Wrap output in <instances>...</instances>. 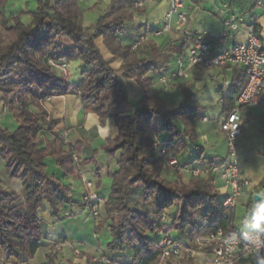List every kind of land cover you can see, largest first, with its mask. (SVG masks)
Segmentation results:
<instances>
[{
	"label": "trees",
	"instance_id": "obj_1",
	"mask_svg": "<svg viewBox=\"0 0 264 264\" xmlns=\"http://www.w3.org/2000/svg\"><path fill=\"white\" fill-rule=\"evenodd\" d=\"M126 1V5L134 3ZM9 2L0 0V96L18 127L11 131L0 125V159L7 175L22 183V194L0 186V248L9 260L28 264L43 247L47 232L41 213L46 204L54 218L71 217L65 210L73 206L72 186L64 178L77 175L73 152L80 147L60 137L57 122L45 108L48 100L68 94L77 95L87 111L99 116L102 125L113 118L119 130L115 139H108L101 147L108 155H119L118 168L110 172V194L103 202L95 229L100 233L107 227L112 237L104 255L122 256L129 251L131 261L124 264H159L162 256L158 243L171 230L188 232L189 244L219 229L226 236L246 235L235 228V209L224 206L226 198L216 189L215 176L192 178L185 183L169 181L162 175L170 153L180 155L188 144L197 143V120L202 117L190 83L182 85L183 100L164 109L161 92L153 88L148 76L166 70L169 62L184 52L182 40L174 41L169 48L148 41L142 52L143 45L133 50L132 45L126 47L120 41L126 23L133 20L131 13L100 16L91 31L83 24L80 0H27L25 6L30 7L12 17L4 11ZM26 15L29 22L23 20ZM101 37L115 58L123 59L120 76L96 45ZM61 38L70 40L75 48L58 44ZM77 59L88 69L84 72L86 79L76 86L58 76L50 65V61ZM128 80L143 90L139 108L132 105L125 83ZM247 81L245 71L234 77L233 90L223 100V112L232 111ZM245 114L243 125L247 123ZM47 133L53 139L46 138V145L41 146L42 136ZM257 188L264 192V179ZM137 189L144 203L155 206L154 219L132 205L131 197ZM250 202L264 224V201L255 205L252 198ZM164 218L169 224L162 223ZM49 259L46 264H55V256ZM191 261L183 260L182 264H194ZM166 264L173 263L168 259Z\"/></svg>",
	"mask_w": 264,
	"mask_h": 264
},
{
	"label": "crops",
	"instance_id": "obj_2",
	"mask_svg": "<svg viewBox=\"0 0 264 264\" xmlns=\"http://www.w3.org/2000/svg\"><path fill=\"white\" fill-rule=\"evenodd\" d=\"M133 1V4L129 3V5H126L128 3L126 0L121 2L118 0H86L81 4L84 17L83 24L91 31H94L95 24L100 16H120L131 13L133 20L126 23L127 30L120 35L122 45L131 46L138 38L161 26L171 9L169 0ZM12 2L13 0H10L9 3ZM139 2H143V6L137 7L136 4ZM183 3L185 6L184 10L188 16L189 27L194 31L207 32V41L214 47L220 45L231 47L245 42L254 31L255 26H258L262 31L264 44V10L257 7L255 0H183ZM33 7L35 6L33 5ZM18 10H24V8L20 7ZM229 19H232L231 24L234 25L233 27L226 24ZM23 20L29 22L30 17L26 15ZM151 41L159 46L169 48L174 41L179 43L181 38L167 34ZM58 44L75 48V45L66 38L59 39ZM96 45L105 60L111 62V66L120 76L123 72L121 69L123 59L115 58L102 37L96 40ZM176 57L177 55L169 62L166 70L148 75L151 78L153 88L161 92L160 96L165 94L167 96L172 92L168 89L163 91L164 87L160 80L167 72L177 69ZM64 62L69 65L71 72V77L68 80L70 84L76 86L86 79L84 72L88 68L81 59L74 61L64 60ZM55 71L59 76L60 70L57 69ZM244 71L245 69L241 66L211 70L195 67L189 71L187 78L177 80L176 84L180 86L177 89L179 92L175 93L177 102L180 103L184 98L181 86L190 83L194 95L193 99L202 110V117L197 120V143L188 144L183 153L175 156L181 164L211 166L213 165L210 164L211 161L225 160L228 151L227 142L225 135L220 130V122L227 114L223 112V100L233 90L234 77ZM226 81L230 82V85L225 86ZM125 83L131 93L132 105L139 108L144 97L143 90L131 80L125 81ZM45 108L50 118L57 122L60 137L67 144L80 147L78 151L80 159L76 169L78 174L64 178V182L72 186L71 198L73 206H69L65 210V214L70 213L71 217L54 218L51 207L48 204L44 206L41 219L44 221L47 240L43 247L38 250L35 257L28 260V264L48 263L50 254H53V246L64 241L73 243L83 254L99 257L98 255L106 252L107 249V246L102 245L101 238H110V234L107 227H104L100 233H96L95 229L98 222L92 217L89 206L81 202L84 189L82 178L95 181L97 193L103 199V202L108 199L112 184L110 172H114L118 168L119 155L115 157L108 155L101 150V147L108 139H115L119 135V130L113 118L107 119L106 123L102 125L99 116L96 113L87 111L75 94L54 97L45 103ZM204 118H207V121ZM244 119L247 123L244 124L243 135L237 145L240 143L241 147L240 149L238 148V151L241 155V167L243 173L250 181V186L243 191L239 198L240 205L235 208L234 226L240 233H244V231L237 224V208L240 211L239 217L243 220L242 224L251 226V232L258 230L259 227L264 228V224L260 223L258 212L252 208L250 202L254 194H260L264 198V192L257 188L264 179V104L253 106L250 112H246ZM0 122L4 128L11 131L18 127L14 115L9 107L5 105L1 96ZM46 138L49 140L53 139L48 133L43 135L41 146L46 145ZM65 148L67 149V147ZM172 155L170 153L171 157ZM200 155L201 159H199ZM167 165V162L163 164L162 175L172 181L176 178V173L169 171V169L167 170V167H170ZM186 176L188 175L184 177L186 178ZM0 186L7 189H15L17 192L22 190V183L7 175L5 164L1 159ZM215 187L223 197H227L228 187L226 183L216 176ZM101 207H103V203ZM151 207L152 212L155 213V206ZM173 211L175 214L176 210ZM163 223L169 224V221L167 220ZM169 233L180 242L189 244L188 237L184 239L185 235H189L188 232L180 233L179 231L171 230ZM177 234L183 235V237H176ZM85 235H89L90 238L85 239ZM52 256L56 258L55 264H67L68 261L73 264H87V257L75 258L68 248L58 253V260L56 254ZM0 258L10 264H24L17 259L9 260L1 248ZM201 264H203L202 261Z\"/></svg>",
	"mask_w": 264,
	"mask_h": 264
},
{
	"label": "built area",
	"instance_id": "obj_3",
	"mask_svg": "<svg viewBox=\"0 0 264 264\" xmlns=\"http://www.w3.org/2000/svg\"><path fill=\"white\" fill-rule=\"evenodd\" d=\"M84 2L86 0H80ZM171 9L167 13L161 26L146 35L138 38L132 44L133 50L138 49L144 43L155 38L162 37L169 33H176L185 43L184 52L176 57L177 69L167 72L160 80L166 88L174 85L177 80L187 78L189 71L195 67L206 70L225 69L231 66H241L245 69L248 81L236 99L231 112L227 113L220 122V130L224 133L227 142V156L221 165L211 166H187L179 162L178 158L172 156L168 164L179 173L192 178L207 177L210 175L221 178L228 187V195L224 200V206L235 209L243 191L250 186L249 179L245 176L241 167V155L238 151L237 142L243 135V112H250L253 106L264 104V44L262 41V31L257 30L249 35L243 43L227 47L220 45L214 47L207 41V32L194 31L189 27L187 13L185 12L183 0H169ZM257 7L264 10V1L255 0ZM143 6V2L136 4ZM232 19L226 24H231ZM54 70L60 69L59 76L69 80L71 72L69 65L64 61H50ZM225 86L230 85L226 81ZM207 121V118H204ZM76 163L78 156L73 154ZM84 190L81 201L89 206L92 217L98 219L103 201L97 193L95 184L84 179ZM162 258H179L186 254L187 257L207 255L211 264H264V230H255L241 236H226L219 229L206 235L198 236L192 244L183 245L173 238L171 234H163L158 243ZM69 248L80 256L82 252L73 243L67 241L56 243L53 247V254H58L63 249ZM102 264H121L112 262L105 255L98 260ZM0 264H10L0 258Z\"/></svg>",
	"mask_w": 264,
	"mask_h": 264
},
{
	"label": "rangeland",
	"instance_id": "obj_4",
	"mask_svg": "<svg viewBox=\"0 0 264 264\" xmlns=\"http://www.w3.org/2000/svg\"><path fill=\"white\" fill-rule=\"evenodd\" d=\"M25 5V0H13V2L12 3H10V4H8L7 5V7H6V9L4 10L5 11V14H6V16H8V17H12V16H16L17 14H18V8H20V7H22V8H24V9H27L28 7H30V5H28V7H27V5L26 6H24ZM169 34H172V35H174V36H179L178 34H176V33H169ZM168 34V35H169ZM167 35V34H166ZM165 36V35H164ZM163 37V36H162ZM158 38H161V37H158ZM158 38H155V39H158ZM179 38H180V36H179ZM146 46L145 45H143L142 47H141V49H140V51H142V52H144V51H146ZM60 70V69H59ZM164 87V86H163ZM179 85H177L176 83L174 84V85H172V86H169L168 88H166V87H164V89H163V91H166V89H168V90H170V91H172L171 93H169L167 96H166V94L164 95V96H161V99L163 100V107H164V109H169V108H172V107H174V106H176L177 104H179L178 102H177V99L175 98V93L176 92H179L177 89H179ZM181 88H182V86H181ZM156 90V89H155ZM183 92V91H182ZM171 96V97H170ZM34 109V108H33ZM35 110V109H34ZM0 125L3 127V125L1 124V122H0ZM224 134V133H223ZM238 142H239V140H238ZM237 142V143H238ZM240 144V143H239ZM237 145L238 146V148L240 149V145ZM73 153H76L77 154V156H78V165H79V153L78 152H73ZM167 166H169V164L167 165ZM169 169V171H171V172H174V173H176V178L174 179V180H178V181H181V182H185V183H188L191 179H192V177H188V176H186V178L184 177L185 175H183V174H181V173H179L177 170H175L173 167H167V170ZM78 174V173H77ZM84 179H86V180H89V179H87V178H82V181H84ZM89 181H92V180H89ZM94 184H95V181H92ZM83 184H84V182H83ZM84 186H85V184H84ZM96 186V185H95ZM4 188V187H3ZM137 188H139V186L137 187ZM84 190V189H83ZM83 192V191H82ZM139 190L137 189L135 192H134V194L132 195V197H131V203H132V205H134V206H136V207H138L140 210H142V211H144V212H147L148 214H149V216L152 218V219H154V217H155V215H154V213L152 212V207L151 206H153V203L152 202H149V203H144L141 199H140V197H139ZM18 193H20V194H22V190L21 191H19ZM239 205H240V199H239V201H238V207H239ZM237 217H238V219H237V224L238 225H240L241 227H242V230L244 231V233H246V234H248V233H251V226H249L248 224H242V222H243V220L239 217V215H240V211H239V208H237ZM100 216V215H99ZM170 216L172 217L173 216V212H171L170 213ZM98 219H96V221H97ZM164 220L165 221H167V220H169L168 218L166 219V218H164ZM164 220L162 221V223L164 222ZM264 230V228H261V227H259L258 228V230ZM168 234H170V233H168ZM176 237H183V235H179V234H177L176 235ZM187 237H188V239H189V235L187 234V235H185V237H184V239H187ZM84 238L85 239H89L90 237H89V235H85L84 236ZM111 239H112V237L110 236V238H101V242H102V245L104 246H107V244L111 241ZM70 243V242H69ZM54 247V246H53ZM53 249V248H52ZM69 249V248H68ZM64 250V249H63ZM62 250V251H63ZM69 250H71V249H69ZM80 250V249H79ZM61 251V252H62ZM81 251V250H80ZM82 252V251H81ZM60 253V252H59ZM71 253H72V255L75 257V258H84V257H87V264H102V263H100V262H97V261H95V259L96 260H98L102 255H104V252H102V253H100L98 256L99 257H96V256H91V255H88V254H81L80 256H77V255H75L72 251H71ZM107 255H105L106 257H108V258H110L111 260H114V261H118V262H120L121 264H124L125 262H130L131 260L129 259V251L127 252V254L125 253V254H123L122 256H114V255H112L111 253H106ZM53 254L51 253L50 254V256H52ZM57 255V260L59 259L58 258V254H56ZM96 257V258H95ZM168 259H170L171 261H172V263L173 264H182V261L183 260H189V259H193V261H191L192 263H194V264H201V261H202V263L203 264H211V263H209L210 262V259H209V257L207 256V255H202V256H195V257H187L186 256V254H184L183 256H181V257H179V258H174V257H170V258H162L161 257V260H160V263L159 264H166V262H167V260ZM69 260V259H68ZM201 260V261H200ZM67 264H73L71 261L69 262L68 261V263Z\"/></svg>",
	"mask_w": 264,
	"mask_h": 264
},
{
	"label": "water",
	"instance_id": "obj_5",
	"mask_svg": "<svg viewBox=\"0 0 264 264\" xmlns=\"http://www.w3.org/2000/svg\"><path fill=\"white\" fill-rule=\"evenodd\" d=\"M263 200H264V198H263L262 195H260V194H254V196H253V201H254V203H255L256 205L261 204V203L263 202Z\"/></svg>",
	"mask_w": 264,
	"mask_h": 264
}]
</instances>
